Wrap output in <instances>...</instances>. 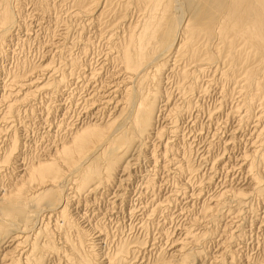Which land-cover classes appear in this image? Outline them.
Instances as JSON below:
<instances>
[{
	"label": "bare ground",
	"instance_id": "obj_1",
	"mask_svg": "<svg viewBox=\"0 0 264 264\" xmlns=\"http://www.w3.org/2000/svg\"><path fill=\"white\" fill-rule=\"evenodd\" d=\"M37 1L40 2L39 0ZM116 1V6H118L120 0H74L73 3L78 8L77 15H75L81 14V16L83 15L82 17H95L98 20H103L106 15L111 13ZM129 3L134 4L138 10L139 15H137L136 19L133 18L134 13V15L130 14L133 17L129 20V10L132 6L128 7ZM37 4L38 6L40 5V3ZM120 5L121 7L118 10L116 9L117 12L115 11L116 15L113 21H110L116 26L120 24L121 20L124 27V35L119 36L120 39L113 42V50L110 49L114 54L110 55L109 60L120 74H118L119 77L113 84L111 82L112 85L108 84L109 99L104 103L108 107L109 113L107 117L100 116L99 111L101 112L102 110L100 108H97L94 112L93 103L88 105V116L85 120L80 123H66L67 120L61 121L58 126H60L59 128H65V135L61 136L57 142L49 144L45 148L47 151L44 150L45 152L37 156L34 153V157L30 160L27 157L26 161L20 140L22 138L18 136L16 128L13 133L8 132L7 134L6 146L0 155V264H197V261L207 263L208 258L211 256H209L208 250L205 249V243L208 240L212 242L216 238V222L220 219V216H223L225 212L236 213L241 216L242 212L240 211L242 209L239 204L244 203L248 196L256 194L259 198L264 197V170H262L264 165V0H127L120 3ZM21 10L17 12L11 4V0H0V46L3 45L2 43H6L8 38L14 37L13 28L16 26L17 16L20 15ZM104 23L106 24V22ZM100 29L102 30L103 28ZM79 41L82 40L79 39ZM65 43L64 45H66ZM71 53L73 54V52ZM70 55L62 57L60 69L58 67L56 69L53 68L50 62L47 65L38 67V69L35 68L32 73L29 71L31 75L28 73V76L25 75L26 78L24 76L21 79L19 75H15L10 84L8 82L10 90H7L10 92L7 96L9 95L10 98L5 95L2 98V103L5 105L3 118L6 120L16 119L18 117L16 111L22 107L23 103H28L30 100H35L40 96L50 95V99L54 100L63 94V90H65L63 88L68 87L70 78L76 76L77 71L82 67L79 57L75 58ZM57 69L60 70L59 74L56 73ZM209 71L213 72V77L207 81L209 84H213L216 81L218 83L222 82V86L218 85H220L224 96L227 95L228 91L226 85L232 87L231 94L238 95L237 111L243 112L239 121L249 122L254 117L257 119V125H255L256 140L251 145L253 148L249 152H242L241 158H238L242 167L248 168L249 184L244 188L234 187L233 185L228 186L229 188H225L219 193H213L214 195L210 194L212 195L211 197L203 199L198 213H196L198 216L187 219L188 222H185L180 229L183 235L172 239L168 249H159L155 256L151 255L147 260L141 259V253L145 251L147 246V239L144 241L140 235L134 238L130 237L131 239L119 237L115 240V247L112 250L108 252L101 251L96 238L106 237L108 233H106L101 223H96L95 225L93 223L91 226L90 222L83 225L79 221L80 218L76 216L73 210V197L67 193V190H73L72 192L80 194V197L85 193L97 194L98 191H110L119 180L130 179L126 174H130V170L133 167L130 159L136 152L137 158H141V155L144 154L150 159L152 158L156 164L152 166H159L161 159L164 162H172L175 166L173 167L175 177H180L177 189H174V192L166 199H161L160 201L156 194L154 195L155 199L151 200V205L149 203L144 205L142 211L144 216L147 215V221H143V228L150 224L149 221L155 220L162 213L164 214L165 209L168 207L171 209V204L175 199H179V194L183 195L182 199H192L194 196L189 197L187 193V187L190 183H183L181 178L187 173L192 174L194 167L190 163L189 149L186 146L180 147L177 139L179 138V131H181L179 130L180 121L185 120L186 115L192 114L191 109L196 101L195 96L197 94H206L210 91L209 84L204 87L201 85L200 80ZM41 75L43 76L42 78L40 77ZM93 75L95 76V74ZM71 89L73 90V88ZM96 92L99 93L98 91ZM90 100L92 99L88 101ZM198 104L200 103L198 102ZM61 106L62 104L59 103V107ZM35 114L34 109H31L29 116L33 118ZM90 114H94V116ZM213 114V112L209 114V117H213ZM94 118L96 119L94 120ZM9 128L12 129V127ZM236 129L232 130V138L237 135ZM2 133L4 132L2 131ZM23 150L25 149L23 148ZM180 151L183 152V158L177 160L175 156H178ZM149 153L150 155H147ZM21 155L23 158L20 157ZM20 160L22 163L18 165L17 161ZM215 161L213 164L220 165L223 159L221 157ZM19 167L21 168L19 169ZM122 175L126 176L125 180L121 178ZM131 176L129 175V177ZM2 178L3 180H9L3 184L5 181L1 183ZM155 179L154 175H148L147 188L152 189L157 185L155 184ZM209 179L211 180V177ZM187 181L189 180L187 179ZM247 190H250V192ZM121 195L122 197L114 195L116 198L114 197L113 203L117 202L119 197L122 201L126 199V195ZM201 196L199 193L197 198L200 199L202 198ZM228 199L232 200V202H237V206L233 207V204ZM231 206L235 208V210L233 209L234 211ZM193 208L195 207L193 206ZM133 209L131 214L137 212ZM165 212L167 211L165 210ZM43 217L45 221H43ZM80 217L84 218L83 215H80ZM165 218L169 219L167 216ZM39 220L42 221L39 223ZM53 221L54 223L52 224L51 222ZM162 229L164 228L162 227ZM30 232L33 235L32 233L30 235ZM231 234L234 233L231 232ZM99 243L101 244V242ZM24 244L26 246H22ZM226 244V240L221 242L219 254L212 257L214 263L227 264L226 260L228 259H226L225 255L227 250L225 251V249H228V247L226 248ZM22 247H27L28 250L23 253L24 255L17 256V250L22 249ZM140 259L142 260L141 263H139ZM210 264H213V262H210ZM248 264H264V244L261 256L254 262L249 260Z\"/></svg>",
	"mask_w": 264,
	"mask_h": 264
},
{
	"label": "rangeland",
	"instance_id": "obj_2",
	"mask_svg": "<svg viewBox=\"0 0 264 264\" xmlns=\"http://www.w3.org/2000/svg\"><path fill=\"white\" fill-rule=\"evenodd\" d=\"M39 1L40 2H38L37 0H23V1L22 0H18V1L17 0H11V4L17 10V12H20L21 9L22 10H21L20 15H18L19 17L17 16V23H16V26L13 28L14 29V37H11V39L8 38L9 41L7 40L6 43H2L3 45L0 46V67H1L0 68V83H1L0 84V101H1L0 105L2 103L3 95H5L6 97L9 96V95L7 96V94H9V92H10L9 91L10 90L9 84L15 75H19V77H21V79H22V77H24L25 75L28 76L30 74V72L32 73L33 72L32 70H35V68L38 69V67H41L45 64L47 65L50 62L54 65L53 66L50 63V65L53 68H55V69L57 67L59 68L61 63H62V62H60V60L62 61V57L64 55L72 54L71 52H73V54L70 56L75 57V58L79 57L78 59L81 60L82 67L77 71L76 76L70 78L71 80L69 81L68 87L63 88V89H65V90H63L64 91L63 94L59 95L54 100L50 99V95H46V96H42V97L40 96V97L36 98L37 100L36 99L30 100V102H28V103L27 102L23 103L22 107H20L16 111V113L18 115L15 113L18 116V117H16V119H7L6 120L5 118H3V114L5 111V108H4L5 105H3L4 103H2V105L0 106V113H1L0 114V133H1L0 134V155L2 154V152L6 146L5 141H6V138L8 137V135H7L8 132L13 133V131H15V128H16V132H18V136L20 138H22L20 140L22 142V151L24 153L25 161L28 158L30 160L32 157H34V153H36L35 156H37L40 153L47 151V149H45V148L49 144H53L54 142H57L61 136L65 135V131H66L65 128H62V127L59 128L60 126H58L59 124H61V121L67 120L68 122L66 121V123H70V122L80 123V122H82V120H85L86 117L88 116L87 115V112L89 110V109H87L88 105L93 103V111L95 112L97 110V108L98 109L100 108V110L102 109L101 112L99 111L100 116L107 117V115L109 113L108 107L104 103L106 100L109 99L108 86L111 84V82L113 84L118 79V77H119L118 74H120V72H117L118 69H116L111 64V61L109 60V58H110V55L112 56V54H114L111 51V50H113L112 48L114 47L113 42H115L117 39H120L122 34L124 35V27L122 26L121 20L119 22L120 24H117L116 26L113 23H110V21H113V18L116 15L117 10L121 7L120 3L126 2L127 0H120V3H118V6H116L117 5V1H116L115 5L113 6V10L112 11L110 10L111 13L106 15L103 20H98L95 17H91V18H88L86 16L82 17L83 15L81 16V14H78V16H76L77 15L76 12H78L77 11L78 8L75 5V3H73L74 0H50V1L49 0H47V1L39 0ZM37 3H40L41 7H40V5L38 6ZM59 7H60V9H59ZM128 7H130L131 9L133 8L132 10L131 9L129 10V16H130L129 20L132 19L133 16H131V15H134V13H135V15L133 18L136 19L138 17L137 15H139V13H138V10L135 8V5L129 3ZM50 8H51V11H50ZM36 10H38V11H36ZM53 11H54V13H53ZM44 13L46 14V16H44L45 15ZM49 13H52V14H49ZM112 14H113V16H112ZM57 16L60 18H58ZM74 16H76V17H74ZM72 19L74 20V22ZM90 19H92V20H90ZM106 19H107V21H105ZM75 20H77V21H75ZM70 21H71V23H70ZM72 22H73V24H72ZM87 22H88V24H87ZM104 22H106V24ZM20 23H22V24H20ZM41 26H43V27H41ZM70 26H72V27H70ZM80 26H81V28H80ZM109 26H111V27H109ZM68 27H69V30H68ZM76 27H78V28H76ZM86 27H87V29H86ZM92 27H93V29H92ZM121 27H122V29H121ZM79 28H80V30H79ZM100 28H103V29L101 30ZM115 28L117 29V31ZM82 29H83V31H81ZM106 29H109V30H106ZM25 31H27V32H25ZM28 32H30V33H28ZM50 32H51V35H50ZM103 33H104V35L102 36ZM112 33H114V35H112ZM54 34H55V36H54ZM101 36H102V38H101ZM110 36L113 37V39H111ZM79 39H81L82 41H79ZM109 39H111V40H109ZM92 41L95 43H93ZM110 41H111V43H110ZM82 42H83V44H82ZM84 42H86V43H84ZM64 43L66 45H64ZM57 48H58V50H57ZM62 48H63V50L64 49L65 50L63 51ZM91 48H93V49H91ZM78 49H80V50H78ZM52 50H53V52H51ZM61 51H63V52H61ZM83 51H84V53H83ZM52 54H54V55H52ZM59 54H60V56H59ZM57 57H59V58H57ZM93 57H94V59H92ZM56 58H57V60H56ZM91 59H92V61H91ZM96 59H98V60H96ZM108 61H110V62H108ZM34 62H35V65H34ZM107 63H109V64H107ZM59 69H57V71H56L57 74L60 73ZM24 70H25V72H24ZM85 70H86V72H85ZM169 73H170V71H169ZM93 74H95V76ZM97 74H98V76H97ZM206 74L202 76V79L200 78L201 85H203L204 87L209 84L207 81L211 77H213V72H211V71L207 72ZM40 77L42 78L43 76L41 75ZM24 78H26V76ZM93 78L94 79L96 78L97 80L96 79L94 80ZM83 79H84V82H83ZM102 79H104V80H102ZM220 81H221V79H220ZM8 82H9V84H8ZM76 82H78V83H76ZM216 82H213V84H209L211 86L208 85L209 90H210L209 92H207L206 94H202V95L197 94L195 96L196 101L194 100L195 103L191 109L192 114L186 115L187 116L186 119L180 121V129L179 130H181V131H179V138L177 139L178 143H179L178 145L180 147L186 146V148L189 149V158L191 159L190 163H191L192 167H194V171H195V172L192 171V174L191 173L185 174L181 178V181L183 183H185V182L190 183V185L187 187V191H188L187 193H188L189 197L190 196L195 197V198L194 197L192 198L193 200L191 198L182 199L181 197H183V195L179 194L180 195V197H178L179 199L174 200V202L170 206L171 209H169V207L167 209H165L167 212H165V210H164V214L163 213L161 214L162 216L159 215L155 220L149 221V223H150V224H148L149 226L147 225L145 228H143L142 227L143 223L147 221L146 220L147 215L144 216L143 211H142L144 205L145 204L147 205V203H149V205H151L152 201L155 199L154 195H156V194H157L158 199L160 198L159 199L160 201H161V199L162 200L166 199L171 193L174 192V189H177V186H178L177 183H178L180 177H178V178L175 177L176 175L173 172L174 171L173 167H175V166L172 164V162H170V163L164 162L163 159H161V161H159L160 165L155 166L156 164L154 163L152 158L150 159V157L145 156V154L141 155V158H139V157L137 158L136 152H135V155L133 157H131V159H130L133 167L131 168L129 175L131 176L133 174V176L129 177V175L126 174V176H128V178H130V179L132 178L131 180L127 179L125 175H122L121 178L122 179L124 178V180L126 178L127 181L126 180L125 181L119 180L118 183L115 184L110 189V191H107V192H99L98 191L97 194L85 193V194H82L81 197L79 196L80 194H76L75 192H72L73 190L72 191L67 190V193H69L70 196L73 197V201H74L73 202L74 203L73 204V208H74L73 210H74V213H76V216H78V218H80L79 221H81L83 225L88 224V222H90L91 226L93 225V223H94V225L96 223L97 224L101 223L102 227H104V229L106 230V233L109 234V235L107 234L106 237L96 238V242L99 245L98 247L101 251L108 252V251L112 250L115 247V243H116L115 240L119 237H123L125 239L126 238L131 239V238H134V237L140 235V237L144 241H146V239H147L146 249L143 253H141V259L147 260V258L149 256H151V255L155 256V253L159 249H161V248H163V249L167 248L168 249L169 244H171L170 242L172 239H174L176 237H180L183 235V233L180 231V229L184 226L185 222H188L187 219H190V217L194 218V217L198 216V214H196V213H198V209L201 206V204H202L201 201H203V199H205V198L207 199V198L211 197L212 195H214L215 193H217V192L219 193L223 189L229 188L228 186L233 185L234 187H239V188L240 187L241 188L247 187L246 185L249 184L248 182L250 179V178H248L249 176L247 175V174H249L248 168H246V167L243 168L241 163H239L240 159H238V158L239 157L241 158L242 154L245 153V151L249 152L253 148V147H251V145H253L252 142L256 140L257 134H256V130H255V128H256L255 125H257V123H256L257 119H256V117H254L253 120L251 119L252 122L251 121L240 122L239 120L241 119L243 112L237 111V109H238L237 106H238V102H239L238 101V99H239L238 95L231 94L232 87L226 85L228 91H227V95L224 96V94L221 92L222 89L220 87V85L222 86V82H220V83H218V82L216 83ZM87 84H89V85H87ZM218 84H220V85H218ZM5 87H8V88H5ZM210 87H211V89H210ZM71 88H73V90ZM7 89H9V90H7ZM99 89H100V91H99ZM96 91H98L99 93H97ZM4 92H5V94H4ZM90 96H92L93 98ZM97 96H98V98H97ZM204 96H206V97H204ZM9 98H10V96H9ZM95 98H97L98 100ZM89 99H92V100L88 101ZM198 102L200 104H198ZM59 103L62 104V106H61L62 108L59 107ZM77 103H79L80 105ZM223 103H224V105H223ZM195 106H197V107H195ZM52 107H54V108H52ZM91 107H92V105H91ZM31 109H34V111L36 112V114L34 115L33 118H32V116H29V112ZM49 112H52V113L49 114ZM212 112L214 113L213 114L214 116L210 118L209 114H211ZM90 115L94 116V114H90ZM48 117H50V118H48ZM1 118H2V120H1ZM60 118H62V119H60ZM95 119L96 118H94V120ZM10 120L11 121L14 120V121H12V123H11ZM220 121H222V123H220ZM15 124H18V125H15ZM217 124H219V125L217 126ZM9 127H12V129ZM7 128H8V130H7ZM235 129L237 130V132H236L237 135H236V137L232 138L231 133H232V130H235ZM2 131L4 133H2ZM63 131H64V133H63ZM198 133H199V135H197ZM248 137L249 138L253 137V138L249 139ZM56 138H57V140H56ZM226 139H227V141H226ZM217 140H219V141H217ZM23 148L25 150H23ZM37 151H38V153H37ZM40 151H42V152H40ZM208 151L211 153H209ZM25 152H26V154H25ZM182 153L183 152L180 151L178 156H175L177 158V160H180L181 158H183ZM147 155H150V153ZM223 156H224V158H223ZM20 157L23 158L22 155ZM221 157H222L223 161L220 165L213 164L214 162H216L215 160H218ZM21 160L17 161L18 165L22 163L23 160L22 161ZM139 161H141V162H139ZM211 162H212V164H211ZM153 164H155V165L152 166ZM168 164H169V166H168ZM170 164H171V166H170ZM224 164H225V166H224ZM240 165L242 168L239 167ZM236 166H237V168H236ZM213 167H214V169H213ZM20 168L21 167H19V169ZM197 168H199V170H197ZM201 168H202V170H201ZM262 170H264V165L262 167ZM195 173H197V174H195ZM150 174L154 175V178H156L155 184H157L152 189L147 188L148 185L146 184L147 177ZM173 175H174V177H173ZM241 175H243V176H241ZM263 175H264V173H263ZM196 177H198V178H196ZM210 177H211V180L209 179ZM173 178H174V180H173ZM187 179L189 181H187ZM263 179H264V176H263ZM8 180H6V179L3 180V178H2L1 183H3V181H5L3 183V184H5V183H7ZM209 181H210V183H209ZM200 182H202V183H200ZM225 182H227V183H225ZM263 183H264V180H263ZM199 184H201V186H199ZM148 189H150V190H148ZM247 191L250 192V190H247ZM154 192H155V194H154ZM199 193H200V196L202 194V196H201L202 198H200V199L197 198ZM121 194H123V196L126 195V199L123 201L120 198V197H122ZM210 194H212V195H210ZM114 195L115 196L120 195L117 202H114L115 204L113 203L114 199L116 198ZM255 195L251 194L244 201V203L239 204L241 209H242L240 211V212H242L241 216L237 215L236 213H231V212H229V213L225 212L223 216H220V219L216 222V224H217L216 238L214 240H212V242L208 240L205 243V245H206L205 249L208 250L207 252L210 254V255L209 254L208 255L211 257L208 258L207 263L203 262V261H201V262L197 261L196 262L197 264H201V263L202 264H210V262H213V264H219V263H214L212 257H214V255L219 254V252L221 250V247H220L221 242L224 240L227 241L226 248L228 247V249H225V251L227 250L226 251L227 254H225L226 259H228V260L225 259L227 264H248L249 260L251 262H254L256 259H258L261 256L262 247L264 244L263 243L264 242V214H263L264 213V210H263L264 209V197L259 198L258 195H256V196ZM247 200H249V201H247ZM228 201H230V203L233 204V207L237 206V204H238L237 202H236L237 204L235 202H232V200H230V199H228ZM247 202H249V203H247ZM193 206L195 208H193ZM233 207H232V210L233 209L235 210V208H233ZM132 209L137 211V212L135 214H131ZM184 210H186V211H184ZM181 211H183V212H181ZM80 215H83L84 218H86V219H84L83 217H80ZM165 216H167L169 219L167 220L165 218ZM173 216H175V217H173ZM43 219H44V217H43ZM83 219H84V221H83ZM85 220L86 221L88 220L87 223ZM41 221L42 220H39V223ZM43 221H45V219ZM137 221H138V223H137ZM83 222H85V223H83ZM172 222H174V223H172ZM226 222H227V225H226ZM51 223L53 224L54 221ZM225 225H226V227L224 228ZM218 226H220V227H218ZM138 227H140V228H138ZM162 227L164 229H162ZM124 228L126 229V231ZM141 229H143V230H141ZM162 231H163V233H162ZM169 232H170V235H169ZM231 232H233L234 234H231ZM31 233L32 232H30V235H31ZM173 233H175V234H173ZM95 234L97 235L96 232H95ZM165 234H166V236H165ZM224 234L227 236L228 239L226 238V236ZM32 235H33V233H32ZM167 235H169V236H167ZM233 235H234V237H233ZM171 236H173V237L171 238ZM113 238H115V239H113ZM155 241H157V242H155ZM99 242H101V244ZM22 246H26V244H24ZM26 250H28L27 247H25V248L22 247V249L17 250V256L18 255L19 256L24 255L23 253ZM209 251H211V252H209ZM141 259L139 260L140 261L139 263L142 262ZM246 260H248V261H246Z\"/></svg>",
	"mask_w": 264,
	"mask_h": 264
}]
</instances>
